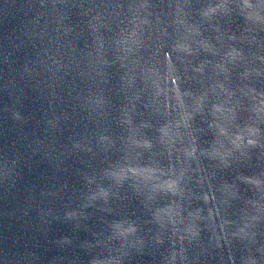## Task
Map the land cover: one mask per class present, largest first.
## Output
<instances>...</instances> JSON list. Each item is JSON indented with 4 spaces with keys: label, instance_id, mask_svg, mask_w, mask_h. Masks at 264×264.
I'll list each match as a JSON object with an SVG mask.
<instances>
[{
    "label": "water",
    "instance_id": "95a60500",
    "mask_svg": "<svg viewBox=\"0 0 264 264\" xmlns=\"http://www.w3.org/2000/svg\"><path fill=\"white\" fill-rule=\"evenodd\" d=\"M0 264H264V0H0Z\"/></svg>",
    "mask_w": 264,
    "mask_h": 264
}]
</instances>
